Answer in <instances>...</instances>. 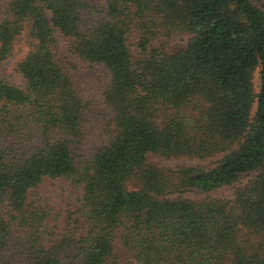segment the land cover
<instances>
[{
  "label": "trees",
  "instance_id": "obj_1",
  "mask_svg": "<svg viewBox=\"0 0 264 264\" xmlns=\"http://www.w3.org/2000/svg\"><path fill=\"white\" fill-rule=\"evenodd\" d=\"M23 32V86L0 77V264H121L116 244L137 264H264V0H0V64ZM251 174L232 200L183 197Z\"/></svg>",
  "mask_w": 264,
  "mask_h": 264
},
{
  "label": "rangeland",
  "instance_id": "obj_2",
  "mask_svg": "<svg viewBox=\"0 0 264 264\" xmlns=\"http://www.w3.org/2000/svg\"><path fill=\"white\" fill-rule=\"evenodd\" d=\"M190 39V35L187 33H174L168 40V46L170 48L174 47H184L188 40ZM28 40L26 38V33L23 32L15 41L13 53L10 58L0 64V77L9 80L13 84L17 86H23L24 80L20 74H18L14 69L16 63H18L28 52L29 50ZM85 76L89 79L99 77L101 75L104 77L106 73L102 71L101 68L96 67H88L85 66ZM254 87L255 91H257L258 87V73L256 72L254 75ZM91 144V143H90ZM222 155H216L212 158L206 160H198V159H188L185 157L181 158H172V159H164V158H151L150 162L152 164L161 166L165 169H175L178 167H193V166H202V167H211L218 159L221 158ZM253 177V174L243 177L239 183H237L234 187H223L217 190H214L208 194H203L201 192H190L185 193L183 195L184 198L200 201L209 198H225L232 200L234 189L240 187L247 183L249 179ZM39 194L43 197L50 200V202L54 205L63 206L66 208L68 205L76 206V199L81 195V191H78L75 194L69 193V183H63L59 181H45L40 189ZM115 250L120 257L121 264H137L130 256L127 255L125 250L118 244L115 246Z\"/></svg>",
  "mask_w": 264,
  "mask_h": 264
}]
</instances>
